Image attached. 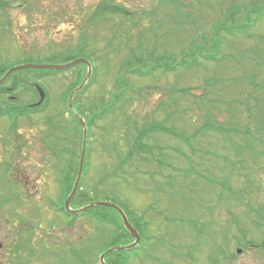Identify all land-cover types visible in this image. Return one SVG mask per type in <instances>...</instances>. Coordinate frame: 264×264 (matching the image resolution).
I'll use <instances>...</instances> for the list:
<instances>
[{
  "label": "rangeland",
  "instance_id": "1",
  "mask_svg": "<svg viewBox=\"0 0 264 264\" xmlns=\"http://www.w3.org/2000/svg\"><path fill=\"white\" fill-rule=\"evenodd\" d=\"M0 4L13 6L0 8V66L88 60L92 73L75 104L73 100L76 113L77 107H88L94 114L95 104L98 109L108 107L123 94L119 104L123 111L87 128L86 175L78 186L90 203L120 208L140 232L136 248L107 254L105 264H264V226L257 228V223H264L257 212L264 207V16L250 38L217 31L222 44L219 52H210L215 27H224L225 14L242 5L238 15L235 11L229 16L233 23L228 28L239 29L234 21L242 26L244 11L250 8L253 23L264 11V0H0ZM81 36L88 44L82 50ZM136 56L147 61L139 65L144 71L154 62L178 67L163 72L158 66L152 75L139 77L128 72L137 66ZM127 59L132 61L129 68ZM187 62H194L190 69L181 65ZM79 73L83 81L85 66L41 77L18 74L12 78H36L28 82V92L18 86L12 94L15 103L0 93V111L35 102L31 83L47 93L45 110L18 117L16 132L7 117H0V163L7 157L10 164L5 174L0 167V264H9L8 254L25 245L17 242L31 236L39 241L49 235L52 251L60 248L59 242L79 252L84 248V259L92 264H100L99 256L108 249L131 243L130 235L117 236L111 226L102 229L85 216L67 224L57 210L62 164L53 155L52 143H44L42 123L46 115L54 121L70 118L64 109L69 96L65 93ZM219 125L232 131H211ZM160 126L173 128L172 132L164 133ZM143 132L147 136L142 137L140 150L134 137ZM54 133L74 141L80 136L73 123ZM64 144L60 141L56 148ZM16 192L20 196L14 199ZM70 207L77 209L71 202ZM21 215L29 219L32 235L19 233ZM107 215L113 220L118 216L115 211ZM241 227L247 229L244 236ZM85 234L88 240H83ZM239 241L248 243L243 247ZM15 263L16 259L10 264Z\"/></svg>",
  "mask_w": 264,
  "mask_h": 264
},
{
  "label": "trees",
  "instance_id": "2",
  "mask_svg": "<svg viewBox=\"0 0 264 264\" xmlns=\"http://www.w3.org/2000/svg\"><path fill=\"white\" fill-rule=\"evenodd\" d=\"M174 5H176V4H174ZM240 6L242 7V5H240V4H239V6L236 5L233 8L234 11L232 13L237 11V9L241 8ZM250 11H251L250 8L244 11L245 15L243 17L244 19H243V25L242 26L238 23V21H236V20L234 21L236 24H238V26H240L239 29H236V30H232V29L228 28L233 23V21H229V19L232 20L231 17H229L232 15V13L227 11L228 13L224 15V19H223L224 20V27H218V26L215 27V32H214L215 35H214V40L212 42V49L210 52H212V51H218L219 52V50H220L219 46L222 44V40L219 37H218V39H216V32L217 31H224V32H226L227 36L231 35L233 37H235V36L239 37V35L240 36L242 35L245 38H250L249 37L250 31H252V29L257 25L256 23L260 19L261 15L264 16V11L259 12L255 15V19H254L253 23H250L251 16L249 14L253 15L252 11H251V13H249ZM237 15H238V11H237ZM174 19H176V18H174ZM178 22H179V24L182 23V21H178ZM227 22H229L230 24L226 25ZM97 23L98 22H96L95 24H97ZM89 24H94V23H89ZM83 41H84V37L81 36V43H80L81 44L80 45L81 50L87 48V46H88V44L86 42H83ZM138 44H139L138 49H141L142 43L139 42ZM142 52H143V50H142ZM200 52L202 53V51H197L196 53L199 54V56L201 58H203L204 60L212 61V60H210L211 58L209 56L202 55ZM189 57H191V59H193V54L191 55V53H189ZM134 60H135L134 63L137 66L128 72H132L133 75H136V76L139 75V77L152 75V73H154V71H155V68H157L158 66H159V68L163 69V72H168L171 70L175 71L176 67H178L177 64L175 65V67H172L169 64H164V65L156 64L155 65V62H154L152 65H150V67H148L144 71L139 67V65L142 63H146L148 60H150V56L148 55L147 61H141V59L138 56L134 57ZM126 62L128 63L127 67L128 68L131 67L132 61L127 59ZM192 64H194V62H187V64L182 63L181 65L186 69H190V67L193 66ZM82 66L84 67V65H82ZM127 67H125L124 69L126 70ZM8 68H10V67L3 68L2 65L0 66V77L8 70ZM16 75L17 74L15 73L14 76H16ZM81 81H82V79H81V75L79 73V75L77 76V81L70 85V87L67 89L65 95L66 94L68 95L72 91V89L77 87V85ZM121 91H122V88H121L120 92ZM67 95H66V97H67ZM122 98H123V94L116 95L113 99V103L110 104V106L105 107V108L100 106L101 108L98 109L96 104H95L96 111L94 114L91 113L92 112L91 109L94 108V105L91 106V108H90L91 112H89L88 107H87V109L77 107V113L79 115L83 116V118L86 122V126L89 129L90 126H92V125H95V126L98 125V123L100 121L104 120L108 115H110V114L113 115L114 111L119 112L122 109H124L122 107V105H119L122 101ZM65 101H66V98L63 99V106L65 104ZM46 102H47V99L45 100V102L40 107H37V108H30L29 106H24V107L22 106V107L17 108V109H9V110L3 109V111H0V117H7L10 120L11 131L16 132V120L18 119V117L29 118L30 117L29 115H31V114L42 113L45 110ZM74 104H75V100H74ZM64 109L67 110L66 106L64 107ZM87 113H89L88 114L89 116L86 115ZM166 120H168V118H166ZM70 123H73L74 126L77 127L79 130L80 136L78 135L77 141L70 139L66 135H62L61 137H57L54 133L57 130L58 131L68 130V126L70 125ZM43 126H44V132L42 131L41 128L38 130L40 132H43V134H44V140H45L44 143H46V141L52 143L53 155L55 156V159L58 161H61V164H62V178H63L62 181L63 182L60 181L62 184V188L60 190V195H59L61 202L59 205L57 204V210L60 211V213H62L65 216V218L67 219V224L73 223L75 221V219L79 216H85V217H88V219H90V220H95L96 222H98V224L103 226L102 229H104L105 226H111L113 228V232L116 231L115 234L117 236L128 235L126 230L123 228V225H122L118 216H116L117 217L116 220H113L111 217H109L107 215L108 211H113L109 208L96 206V207H93L92 209H90V210H88V211H86V212H84L78 216L69 215L68 213H66L63 210V208L61 207L63 200L66 198V196L68 195V193L70 191V188H71L73 181L75 179V175H76V171H77V167H78V158H79V151H80V145H81L80 125L77 122V120L74 118V116L70 114L69 119H62V120H57V121H54L52 119L51 115H46L44 118V121L42 123V128H43ZM155 128H156L155 126L151 127L150 131L155 130ZM204 128L210 130L207 126H205ZM158 129L164 133H170V132H172L171 130L173 128H165V127L160 126ZM225 130L226 129H224L222 125L221 126L219 125V126H213L211 131L222 132ZM226 131L230 132V131H232V129H227ZM146 133L145 132L139 133L138 135H136L134 137V144L138 145V148L140 150H142V148H143V143H141V139H143L147 136ZM87 138H88V140L90 139L89 130H88ZM100 138H101V140L104 139L103 134H100ZM60 141H63L65 144L63 146H61L60 148H56L57 144L60 143ZM13 143L19 145L17 143V139H15V141H14V137H13ZM75 148H78L79 151H76ZM12 150L15 152V150L13 148H12ZM5 154H9L8 151H5ZM86 159H87V155H86L85 162H84L82 178L84 175H86ZM3 160H5V161H2L0 163V167L2 166L1 167L2 172H3V174H5L6 170L9 169L10 164H9L7 157L4 158ZM157 161H159V160L157 159ZM55 164H56V161L53 165H55ZM159 166H160V164H159ZM8 179H7V183L13 184ZM81 181H82V179H81ZM15 185H18V183H16ZM19 196H20V193L16 192L14 199L18 198ZM90 201H91V198L88 197V195L85 192H83V190L79 189V187H78L76 194L74 195L73 199L71 200V206H73L74 208L82 207V206L90 203ZM263 208H260L257 210L258 215L262 219H264V212L262 211ZM19 219L20 220L18 221L19 222L18 229L21 230V231H19V233L21 235H26V236L32 235L34 232H32L30 230L32 225L30 224L29 219L26 218V216L23 217L22 215ZM27 220L29 222H27ZM258 226L262 227V226H264V223L261 225L257 223V228H258ZM21 227H23L24 230ZM38 229H41V228H38ZM243 230L246 231L247 229L241 227L240 233L242 234V236L245 235ZM120 231H122V232L120 233ZM138 232H139V230H138ZM139 234H140V232H139ZM88 235L89 234H85V236H83V240L84 239L88 240V238H89ZM45 236L46 237L42 238L39 241H32V236H31V238L29 237L28 241L26 239L25 240H19L17 242V245H22L24 243H25V245L22 247L15 248L13 252L8 254V256L10 255V257H8V259H9L8 263L10 264V263H12L13 260L16 259L17 264H92L91 262L84 259V256H85V255H83L84 248H82L81 251L79 252L76 250L75 246L72 245L71 248H69V247H67V246H65L59 242L58 244L60 245V248L56 247V251H52L51 244L48 240L49 237H47L49 235H45ZM246 243H248V242L243 241L240 243V241H239L240 246H243V247L246 246ZM89 251H90L89 249L85 250L87 255L89 254ZM102 251L103 250L100 249L98 251L99 252L98 254H100ZM113 253H119V252H112L110 254H113ZM25 256L27 257L26 258L27 262L24 261V259H23ZM115 256L118 257L119 255L116 254ZM28 262H31V263H28ZM122 264H125V262H123Z\"/></svg>",
  "mask_w": 264,
  "mask_h": 264
},
{
  "label": "water",
  "instance_id": "3",
  "mask_svg": "<svg viewBox=\"0 0 264 264\" xmlns=\"http://www.w3.org/2000/svg\"><path fill=\"white\" fill-rule=\"evenodd\" d=\"M77 64H84L87 67V73H86V76L84 77L83 81L81 82V84L71 91V93L67 99V108L70 112H72V114L74 115L76 120L80 123L81 133H82L81 150H80V155H79V160H78V169H77L76 177H75V180H74V183H73V186H72V189H71L69 195L64 200L63 208H64V211L66 213H68L69 215H80V214H82V213H84V212H86V211H88V210H90L96 206L109 208L118 214V216L122 222L123 227L129 233V235L134 239V241L126 247L110 248L107 251L103 252L99 257V261H100V264H105L104 258L107 254L112 253V252L124 251V250H132V249L136 248L137 245L139 244L140 236L137 233V231L133 228V226L128 222L123 211L113 204H110L108 202H91V203L86 204V205H84L80 208H77V209H72L70 207V202H71L72 198L74 197V195L77 191V188L79 186V182H80L81 176H82L83 164H84V159H85V151H86V136H87L86 124H85L83 118L81 116L77 115L73 111L72 100H73L74 95L76 93H78L79 91H81L83 89V87L86 85V83L88 82V80L91 76V73H92L91 64L85 59L77 58L75 60H72V61H70L68 63H64V64H24V65H19V66L10 68L9 70H7L3 74V76L0 78V85L6 80V78L9 75H11L12 73H14L16 71L28 70V69L61 71V70L73 67ZM35 88L39 92V101L35 104V106H39L43 102L45 94L39 88V86L35 85ZM262 247L264 248V241L262 243ZM236 252L240 253V250H237Z\"/></svg>",
  "mask_w": 264,
  "mask_h": 264
},
{
  "label": "flooded vegetation",
  "instance_id": "4",
  "mask_svg": "<svg viewBox=\"0 0 264 264\" xmlns=\"http://www.w3.org/2000/svg\"><path fill=\"white\" fill-rule=\"evenodd\" d=\"M13 6H7V7H1V4H0V8L1 9H7V8H12ZM26 7V5H18V9H24ZM2 77V76H1ZM0 77V78H1ZM13 76L9 77L6 81L3 82V84L0 86V93H2V95H4L9 102H13V101H16V97L13 96V92L18 89V86L22 85L24 88H28L27 87V84L28 82L27 81H22V80H14V78H12ZM7 82H11L10 84L6 85ZM34 88V87H33ZM15 89V90H14ZM27 92H28V89H27ZM37 100L39 99V96H38V93L35 97ZM37 100L35 102H32L30 105H33L37 102ZM10 107V105L8 104V108ZM33 108V107H32Z\"/></svg>",
  "mask_w": 264,
  "mask_h": 264
}]
</instances>
